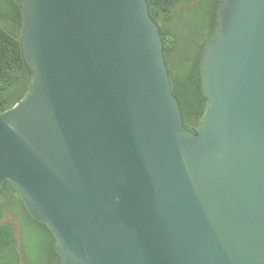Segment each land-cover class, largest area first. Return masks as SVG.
<instances>
[{"label": "water", "instance_id": "water-1", "mask_svg": "<svg viewBox=\"0 0 264 264\" xmlns=\"http://www.w3.org/2000/svg\"><path fill=\"white\" fill-rule=\"evenodd\" d=\"M15 2L33 75L0 111V190L55 264H264V0L220 1L196 133L146 0Z\"/></svg>", "mask_w": 264, "mask_h": 264}, {"label": "trees", "instance_id": "trees-1", "mask_svg": "<svg viewBox=\"0 0 264 264\" xmlns=\"http://www.w3.org/2000/svg\"><path fill=\"white\" fill-rule=\"evenodd\" d=\"M220 1L146 0L148 13L161 35L171 92L181 111V128L194 133L199 129L207 106L199 62L215 31ZM185 11L193 12L191 31L196 35L191 39V50L187 49L183 58L178 59V38L168 24L182 17ZM21 27V5L15 0H0V111L21 99L31 83L33 70L23 54ZM6 213L16 219L18 235L14 232L12 220L3 219ZM55 243L48 226L28 213L17 189L6 179L0 190V264H55Z\"/></svg>", "mask_w": 264, "mask_h": 264}, {"label": "rangeland", "instance_id": "rangeland-1", "mask_svg": "<svg viewBox=\"0 0 264 264\" xmlns=\"http://www.w3.org/2000/svg\"><path fill=\"white\" fill-rule=\"evenodd\" d=\"M177 9H175L176 11ZM194 18L193 12L191 11H185L182 17H180L177 20H174L168 24L169 29L171 32L178 38V43L176 45V57L183 58V56L186 54V50L190 49V42L191 39L196 35L194 34L192 30V19ZM190 40V41H189ZM186 43L188 44L186 46ZM186 48V49H185ZM175 62V60H174ZM3 219H11L13 224V229L16 235H18L19 229L16 224V219L9 214L6 213L3 216Z\"/></svg>", "mask_w": 264, "mask_h": 264}]
</instances>
